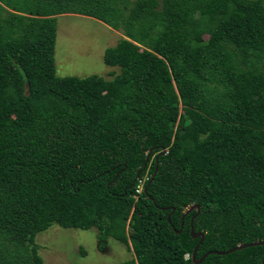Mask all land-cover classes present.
Listing matches in <instances>:
<instances>
[{
    "label": "trees",
    "instance_id": "1",
    "mask_svg": "<svg viewBox=\"0 0 264 264\" xmlns=\"http://www.w3.org/2000/svg\"><path fill=\"white\" fill-rule=\"evenodd\" d=\"M63 14L123 35L112 79L56 75ZM192 205L197 261L264 242V0H0V264H44L53 225L126 245L120 264H194Z\"/></svg>",
    "mask_w": 264,
    "mask_h": 264
},
{
    "label": "rangeland",
    "instance_id": "2",
    "mask_svg": "<svg viewBox=\"0 0 264 264\" xmlns=\"http://www.w3.org/2000/svg\"><path fill=\"white\" fill-rule=\"evenodd\" d=\"M120 38H123L120 32L93 18L77 14L58 16L54 48L56 75L112 79L119 69L106 66L103 55L106 49L116 46ZM181 126L182 121L178 123L177 131L180 129L181 132ZM129 230L127 226V232ZM97 237L94 228L82 231L53 225L36 235L35 244L44 264H120L133 257L126 245L111 238L100 249Z\"/></svg>",
    "mask_w": 264,
    "mask_h": 264
},
{
    "label": "water",
    "instance_id": "3",
    "mask_svg": "<svg viewBox=\"0 0 264 264\" xmlns=\"http://www.w3.org/2000/svg\"><path fill=\"white\" fill-rule=\"evenodd\" d=\"M161 154H164V152L162 151ZM148 156H149V155H147V158H146V162H145V163H147ZM155 174H156V169H155V171H154L153 176L151 177L150 182H152V180H153ZM136 179H137V177H136ZM146 190H147V188L144 189V192H146ZM194 210H196V213L194 214V216H193V217L191 218V220H190V234H191L192 238H194V239L199 238V242H198L197 245L194 247L193 252H192V255H191V258H192V261H193L194 264H200V263H202V261H203L208 255H210V254H215V255L224 256V255H228V254H231V253H233V252H235V251H239V250H242V249H245V248H251V247H256V246H264V242H253V243H249V244L238 245V246H236V247H234V248H232V249H230V250H228V251H226V252L210 251V252H207L206 254H204V255H203V256L197 261L195 255H196V252H197L199 246L202 244V242H203V240H204V234H203V233H200V232H199V233H195V232H194V229H193V226H192V222H193V220L196 218V216L199 214V211H200L199 206H198V205H192V206H190V207L186 210V212L184 213V215H183V217H182V220H183V218H184L186 215H188L190 212H192V211H194ZM172 211H173V209H172ZM168 218H169V216H168ZM168 221H169V220H168ZM177 233H179V232L177 231ZM261 264H264V259L262 260Z\"/></svg>",
    "mask_w": 264,
    "mask_h": 264
},
{
    "label": "built area",
    "instance_id": "4",
    "mask_svg": "<svg viewBox=\"0 0 264 264\" xmlns=\"http://www.w3.org/2000/svg\"><path fill=\"white\" fill-rule=\"evenodd\" d=\"M147 176H145L143 179H140L138 180L137 182V187H136V190H135V198L142 193V191L144 190L143 186H144V183L146 181V178Z\"/></svg>",
    "mask_w": 264,
    "mask_h": 264
},
{
    "label": "crops",
    "instance_id": "5",
    "mask_svg": "<svg viewBox=\"0 0 264 264\" xmlns=\"http://www.w3.org/2000/svg\"><path fill=\"white\" fill-rule=\"evenodd\" d=\"M82 16V15H81ZM87 17V16H86ZM90 18V17H89ZM95 20V19H94ZM98 21V20H97ZM99 22V21H98ZM100 24H103L102 22H100ZM104 25V24H103ZM106 26V25H104ZM107 28L111 29L110 27L106 26Z\"/></svg>",
    "mask_w": 264,
    "mask_h": 264
}]
</instances>
